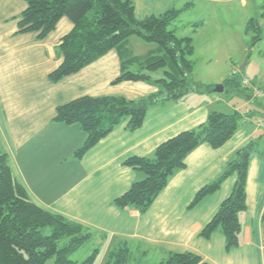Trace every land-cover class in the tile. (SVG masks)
I'll return each instance as SVG.
<instances>
[{
  "label": "crops",
  "instance_id": "0c3cea01",
  "mask_svg": "<svg viewBox=\"0 0 264 264\" xmlns=\"http://www.w3.org/2000/svg\"><path fill=\"white\" fill-rule=\"evenodd\" d=\"M131 1L138 20L191 5L180 21L184 33L194 29L189 36L194 66L213 71L225 67L238 70L256 86L264 82V0ZM26 8L25 0H0V152L8 156L15 181L32 202L95 233L93 242L101 248L102 260H107L112 248L128 244L135 260L158 257L160 263L169 254L191 253L205 264H264V132L258 126L264 121L263 99L247 90V101L262 108L258 120L251 117L253 112L222 100L213 91L218 85L199 81L202 91L150 106L140 128L131 131L125 123L78 158L75 153L87 137L78 125L55 120L58 107L85 97L139 101L158 93L160 88L152 81L114 82L125 72H145L146 60L163 54L157 45L131 37L80 72L54 83L50 75L64 61L62 40L74 25L62 18L44 40L36 33H18ZM251 20L260 29V47L248 56L242 71L248 37L253 34L247 32ZM225 81L221 78L218 83ZM212 111L242 115V125L231 140L218 149L203 144L194 150L185 169L170 178L146 213L115 205L145 178L126 164L129 159L152 158L161 144L206 123ZM249 147L247 208L239 215V246L227 251L222 233L205 239L201 232L232 194L236 176L191 205L197 193L219 179L236 154Z\"/></svg>",
  "mask_w": 264,
  "mask_h": 264
},
{
  "label": "trees",
  "instance_id": "16d2710c",
  "mask_svg": "<svg viewBox=\"0 0 264 264\" xmlns=\"http://www.w3.org/2000/svg\"><path fill=\"white\" fill-rule=\"evenodd\" d=\"M25 1L27 8L20 18L18 33H36L39 40H44L62 18H68L74 25L72 32L62 40L60 50L64 61L50 75L54 83L80 72L131 37L157 45L163 54L151 55L146 60L145 72H125L114 82L152 81L160 88L158 93L139 101L121 97H85L58 107L55 120L69 126L78 125L87 137L85 145L75 153L76 157H82L125 123L131 131L140 128L150 106L178 101L187 93L203 90V85L192 78L195 67L192 39L177 36L183 28L181 15L191 5L138 20L131 0ZM247 32L256 35L254 42L260 40V29L255 21L247 24ZM160 70H164L163 76L153 79V74ZM224 85L235 91L240 86L244 87L242 82L233 78L225 81ZM244 88L253 91L252 88ZM242 122L239 112L225 114L212 111L206 123L161 144L152 158L129 159L126 164L139 169L145 178L135 182L128 192L116 199L115 205L146 213L167 187L170 178L185 169L186 159L194 150L203 144L221 148L235 136ZM251 151L250 147L239 151L227 164L223 175L201 189L191 205L195 206L214 194L227 178L236 176L232 194L222 202L201 232L205 239L216 232L222 233L227 251L239 246V215L247 208L246 184ZM95 238L96 234L81 224L49 213L33 203L25 188L15 181L8 156L0 152V264H48L51 261L52 264H95L99 256L97 248L81 263L71 259ZM132 260L133 249L124 244L108 254L106 264H129ZM157 264L205 263L191 253H174Z\"/></svg>",
  "mask_w": 264,
  "mask_h": 264
},
{
  "label": "rangeland",
  "instance_id": "374dc122",
  "mask_svg": "<svg viewBox=\"0 0 264 264\" xmlns=\"http://www.w3.org/2000/svg\"><path fill=\"white\" fill-rule=\"evenodd\" d=\"M181 30H179L177 32V36L181 39L189 38V36H192L194 34L193 28L188 29L187 31H189V32H187V33H184L183 30L182 31ZM255 36H256L255 34H250L248 37V41H247L248 42V55L245 57L243 64L247 60L248 56L251 53H253V51H255V50L257 52L259 47H260V46H258L259 42H254ZM224 68L225 67L218 66L217 69L215 71H213L212 69L209 70V68H207L206 66L197 65L196 67H194L192 78L195 81H198V82L201 81V82H204L205 84H210V85L212 84L214 86L220 84V83H218V80L221 78H222V80H226V81L233 78V79H236L239 83L241 82L243 74L239 73L237 76H233L234 70L232 71V69H230L229 71H227V69H224ZM163 71L164 70H160V71H158V73L156 72L157 74L156 75L153 74L152 78L153 79L161 78L164 74ZM245 75H248V73H245ZM258 87L261 88L264 92V82L263 83L261 82V85H259ZM231 91H232V89H230V87L227 86L226 92L223 94H218V95L220 96V98L222 100L226 99L228 101V103H232L237 108H243L244 111H249L251 113L253 112L251 117H255L259 120L261 115H262V112H261L262 108L255 101H252V102L247 101V99H246L247 90L244 87L240 86L237 89V91H235V90H233V92H231ZM258 103H260V102H258ZM262 104L264 106V99L262 100ZM254 112H256V114ZM260 121H263V119ZM261 134L262 133L259 131L257 138H259L261 136ZM96 248L98 250H101L100 247H96L94 242H91L88 245H86L85 247H83L81 250H79L78 252L73 254L71 256V259L77 263H81ZM112 251H113V248L110 250V252H112ZM157 258L158 257H149L145 261H142L140 259H136V260L133 259L129 264H157L158 263ZM52 263L53 262L51 261L48 264H52ZM106 263H107L106 258H105V260H102L101 255H99L98 260H96V262H95V264H106Z\"/></svg>",
  "mask_w": 264,
  "mask_h": 264
},
{
  "label": "built area",
  "instance_id": "2783aa9c",
  "mask_svg": "<svg viewBox=\"0 0 264 264\" xmlns=\"http://www.w3.org/2000/svg\"><path fill=\"white\" fill-rule=\"evenodd\" d=\"M237 74H238V70H235V71L233 72V75H237ZM241 82H242V85H243L244 87L252 88V89H253V91H254V97H255L256 99H258V100H262V99H264V92H263V90H261V89L258 88L257 86H254V84H253V82H252V80H251L250 78H248V77H243ZM258 126H259V128L264 132V121H260V122L258 123Z\"/></svg>",
  "mask_w": 264,
  "mask_h": 264
},
{
  "label": "water",
  "instance_id": "95a60500",
  "mask_svg": "<svg viewBox=\"0 0 264 264\" xmlns=\"http://www.w3.org/2000/svg\"><path fill=\"white\" fill-rule=\"evenodd\" d=\"M245 67H246V62L242 66V71L245 70ZM213 91H214V93H217V94H223L225 92L224 85L220 84V85L216 86Z\"/></svg>",
  "mask_w": 264,
  "mask_h": 264
}]
</instances>
